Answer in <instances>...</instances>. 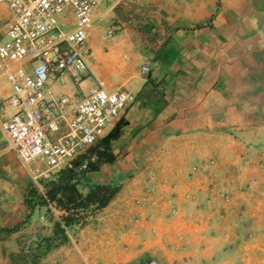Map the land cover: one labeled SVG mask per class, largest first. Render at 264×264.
<instances>
[{"label":"crops","instance_id":"obj_1","mask_svg":"<svg viewBox=\"0 0 264 264\" xmlns=\"http://www.w3.org/2000/svg\"><path fill=\"white\" fill-rule=\"evenodd\" d=\"M85 58L82 80L50 81L51 96L81 98L96 79L134 95L110 127L127 123L117 160L89 175L119 186L102 213L161 264H244L245 185L264 182V0H100ZM12 92L1 76L0 232L39 216L3 130Z\"/></svg>","mask_w":264,"mask_h":264},{"label":"built area","instance_id":"obj_2","mask_svg":"<svg viewBox=\"0 0 264 264\" xmlns=\"http://www.w3.org/2000/svg\"><path fill=\"white\" fill-rule=\"evenodd\" d=\"M1 6L11 16L0 29V77L13 90L5 100L13 114L3 130L7 145L31 166L33 182L45 193L41 181L54 179L105 136L134 95L109 90L100 79L81 98L54 97L47 89L52 80L78 83L87 73L88 29L100 0H0ZM143 264L161 263L149 258Z\"/></svg>","mask_w":264,"mask_h":264},{"label":"rangeland","instance_id":"obj_3","mask_svg":"<svg viewBox=\"0 0 264 264\" xmlns=\"http://www.w3.org/2000/svg\"><path fill=\"white\" fill-rule=\"evenodd\" d=\"M10 16V11L1 6L0 29ZM41 182L44 185L45 181ZM245 188L246 243L236 257L245 258L244 264H264V182L247 183ZM138 195L139 200L146 198L142 192ZM34 201L37 220L0 232V264H143L149 258L144 255L138 231L133 233L121 223L114 228L110 213H102L103 208L81 206L73 210L80 220L62 233L56 230V223L62 222L65 212L56 203L37 196Z\"/></svg>","mask_w":264,"mask_h":264},{"label":"trees","instance_id":"obj_4","mask_svg":"<svg viewBox=\"0 0 264 264\" xmlns=\"http://www.w3.org/2000/svg\"><path fill=\"white\" fill-rule=\"evenodd\" d=\"M126 125V121L120 119L108 134L74 159L70 166L61 170L54 179L45 181V193L33 190L32 196H37L44 202L56 203L65 212L61 217L63 224L57 222L56 230L64 233L65 227L80 220L73 210L81 206H94L99 210L107 206L116 195L119 190L117 185L93 183L89 175L99 172L104 164H111L117 160L118 155L113 149V142L122 136ZM28 201L31 210H35L36 202ZM18 226L9 230H15Z\"/></svg>","mask_w":264,"mask_h":264}]
</instances>
